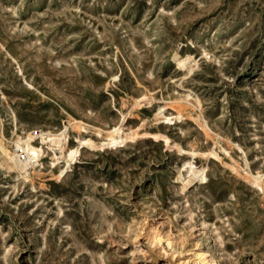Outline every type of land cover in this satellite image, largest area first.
<instances>
[{"label": "rangeland", "instance_id": "obj_1", "mask_svg": "<svg viewBox=\"0 0 264 264\" xmlns=\"http://www.w3.org/2000/svg\"><path fill=\"white\" fill-rule=\"evenodd\" d=\"M65 129L62 175L0 149V264H264V0H0L6 146Z\"/></svg>", "mask_w": 264, "mask_h": 264}, {"label": "bare ground", "instance_id": "obj_2", "mask_svg": "<svg viewBox=\"0 0 264 264\" xmlns=\"http://www.w3.org/2000/svg\"><path fill=\"white\" fill-rule=\"evenodd\" d=\"M175 61L178 63L180 68H185L187 71L191 72L192 67L190 66L192 63V58L190 56L183 57L180 53H176L174 55ZM183 107V108H182ZM184 105L181 106L178 114H182L184 110ZM164 110V109H163ZM163 112V111H162ZM161 112V113H162ZM159 113V114H161ZM17 127V126H16ZM67 129L63 132L55 133V132H46L41 134V145H35L34 137L31 134H28L25 137L17 136L15 141L16 150L11 151L8 149L4 142V137L0 134V149L2 151L1 162L4 166H6L7 170L11 173H16L17 177H21L24 180L29 182H33V176L37 173L36 165H41L42 157L45 154L44 146L46 145L48 149L52 150V167H56L59 163H64L65 168L62 169V175L77 159V154L81 146L90 145V140H80V147L78 148H70L69 147V139L67 134ZM121 129H113L106 131L105 138L106 142L102 144V146L116 145L118 143H123L126 137L120 134ZM99 135H102V131H99ZM168 141V140H167ZM25 154V159L21 158V155ZM191 155L195 156L199 153L197 151H191ZM213 155L218 157V155L213 152ZM187 169L188 175H184L182 173L183 169ZM204 174V170H196L194 164L192 162H186L184 166L179 170L178 181L182 183L181 190L184 191L188 186H190L196 179ZM256 183H259L258 177H255ZM34 184V183H32ZM159 240H162V237H158ZM167 245L171 247L170 242H167ZM196 264H211L210 261L206 260L204 254L197 255V263Z\"/></svg>", "mask_w": 264, "mask_h": 264}]
</instances>
